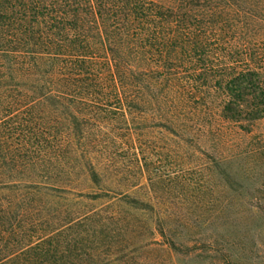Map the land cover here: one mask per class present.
I'll return each mask as SVG.
<instances>
[{"label": "rangeland", "instance_id": "1", "mask_svg": "<svg viewBox=\"0 0 264 264\" xmlns=\"http://www.w3.org/2000/svg\"><path fill=\"white\" fill-rule=\"evenodd\" d=\"M203 93L189 118L49 101L0 121V256L51 239L19 264H264V105L233 120Z\"/></svg>", "mask_w": 264, "mask_h": 264}, {"label": "trees", "instance_id": "2", "mask_svg": "<svg viewBox=\"0 0 264 264\" xmlns=\"http://www.w3.org/2000/svg\"><path fill=\"white\" fill-rule=\"evenodd\" d=\"M263 28L264 0H0V121L49 101L124 117L151 102L162 119L189 118L207 89L223 92L225 116L247 104L254 116ZM52 243L0 264L41 260Z\"/></svg>", "mask_w": 264, "mask_h": 264}]
</instances>
